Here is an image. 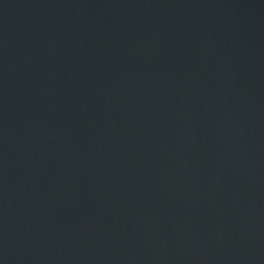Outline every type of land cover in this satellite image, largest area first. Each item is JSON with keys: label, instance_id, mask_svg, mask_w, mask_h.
I'll list each match as a JSON object with an SVG mask.
<instances>
[{"label": "water", "instance_id": "1", "mask_svg": "<svg viewBox=\"0 0 264 264\" xmlns=\"http://www.w3.org/2000/svg\"><path fill=\"white\" fill-rule=\"evenodd\" d=\"M0 264H264V0H0Z\"/></svg>", "mask_w": 264, "mask_h": 264}]
</instances>
